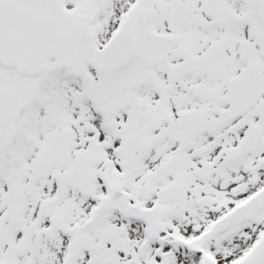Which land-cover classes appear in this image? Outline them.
I'll return each mask as SVG.
<instances>
[{
  "label": "snow or ice",
  "instance_id": "1",
  "mask_svg": "<svg viewBox=\"0 0 264 264\" xmlns=\"http://www.w3.org/2000/svg\"><path fill=\"white\" fill-rule=\"evenodd\" d=\"M0 264H264V0H0Z\"/></svg>",
  "mask_w": 264,
  "mask_h": 264
}]
</instances>
